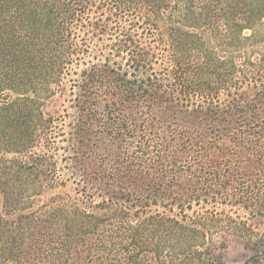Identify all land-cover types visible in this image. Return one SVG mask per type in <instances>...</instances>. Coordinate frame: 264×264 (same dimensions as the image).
<instances>
[{
  "label": "trees",
  "instance_id": "trees-1",
  "mask_svg": "<svg viewBox=\"0 0 264 264\" xmlns=\"http://www.w3.org/2000/svg\"><path fill=\"white\" fill-rule=\"evenodd\" d=\"M263 98L264 0H0V264H264Z\"/></svg>",
  "mask_w": 264,
  "mask_h": 264
},
{
  "label": "rangeland",
  "instance_id": "rangeland-1",
  "mask_svg": "<svg viewBox=\"0 0 264 264\" xmlns=\"http://www.w3.org/2000/svg\"><path fill=\"white\" fill-rule=\"evenodd\" d=\"M262 100H264V98ZM58 191H60V190H58ZM50 194H52V193H50Z\"/></svg>",
  "mask_w": 264,
  "mask_h": 264
}]
</instances>
